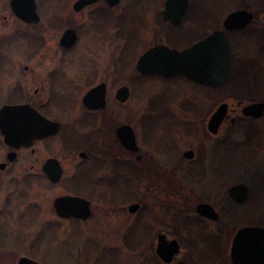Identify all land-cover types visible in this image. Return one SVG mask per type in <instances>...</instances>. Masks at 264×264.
I'll return each instance as SVG.
<instances>
[{"label": "flooded vegetation", "instance_id": "flooded-vegetation-1", "mask_svg": "<svg viewBox=\"0 0 264 264\" xmlns=\"http://www.w3.org/2000/svg\"><path fill=\"white\" fill-rule=\"evenodd\" d=\"M124 1L25 0L13 5L14 0H5L2 4L5 14L0 15V61L3 62L0 63V173L13 167L22 153L30 154L33 158L28 167L29 174L13 180L15 189L17 192L20 189L22 194L24 188L30 189L32 185L43 183L54 187L61 184L70 170L72 174L69 181L72 183L69 184V191L53 199L52 210L59 220L81 225L88 224L94 218V204L89 196L93 191L89 187H94L97 181V184L104 180L111 184L110 179H113L114 188L110 196L117 200L120 196L134 195L137 185L143 183L145 199H159L156 205L164 204L162 215H166L165 218L158 219L152 215V208L148 209L145 205L149 223L144 226L142 242L147 248L146 260L149 264H213L216 260H226L225 254L229 264H232L231 251L237 233L247 228L264 229V225L256 220L249 209V205L255 204V201L247 184H231L232 147H192L183 152L178 147H152L172 160L170 166L167 163L166 166L157 165L149 153L142 155L133 127L129 124H118L117 116L112 113L113 109L125 106L129 101L130 83L133 84L135 77H129L127 83L120 85V69L131 64L133 57L125 61L123 56L115 64H104L103 59L104 55L112 52L110 44L114 41L120 42V21H116L127 12H137L138 18L134 19L133 26L140 27V41L153 27L161 29L159 32L161 35H168L167 38L173 37L171 32H177L178 36L190 34L188 37L191 42L186 46L178 45L181 37H177L172 39L175 41L173 45L154 44L142 52L135 62L138 78H158L165 82L185 78L187 82L206 88L208 93L222 86H226L228 94L237 96L240 93L238 112L230 109L226 102L212 112L206 125L212 138L218 135L226 122L230 126L235 124L237 118L232 117V114H239L244 120L245 132L246 125L257 124L264 129V102L258 100L264 96V90L259 95L253 94L252 89L257 88L255 77L248 79L246 73H243L241 85L235 84L239 67L244 68L247 63L254 65L264 57V0L250 1L251 4L252 1L255 2L262 10L261 15L256 14L253 6L243 0V5L223 19L222 29L216 28V22L220 18L213 20L209 14L196 12V7L203 1L193 5L188 0L186 13L176 24L164 16L167 0L160 3L163 10L158 16L151 15V0H127L129 4L125 10L117 13ZM183 6L180 5V9ZM103 8L109 10L108 19L111 20H107L108 23L98 18ZM193 10V25L185 29L184 23ZM234 12L250 14L249 20L240 29L227 30L224 22ZM82 19L85 21H81ZM106 26L109 28L104 29ZM217 31L224 33L232 59L229 76L219 86L195 83L183 75L166 78L159 74L143 75L137 70L141 56L152 48L166 46L182 51ZM231 36H247L246 40L243 38V43L246 54L249 52L250 56L245 54L239 67L233 57L234 45L230 40ZM249 37H252V44L248 42ZM82 38L85 41L81 42ZM125 40L127 39H123ZM90 44H94L93 49ZM51 57H56V62L45 63L51 61ZM103 70L109 73L104 74ZM241 76L242 73L239 72V77ZM231 85L236 86L235 92L230 90ZM96 88L104 91L103 101L96 99L97 103H94L88 99L86 103L88 95ZM121 88L127 89L128 97L124 102H121L119 96ZM207 98L209 100L212 96L207 95ZM181 104L185 109L183 103ZM222 105H225L226 114L216 130L210 129L209 122ZM253 105L262 106L260 114L245 112ZM151 120L152 117L146 116L144 121L148 124ZM123 126H128L133 131L137 151L130 150L121 143L118 131ZM199 129V132H203V126ZM149 130L151 128L147 129L148 132ZM6 134L16 136L17 141H6ZM148 136L147 133V139ZM187 153L191 154V158L186 156ZM183 159L191 166L183 167ZM174 160H178V164ZM55 162L61 170L58 182L51 179V175H55L57 170ZM103 170H107L109 175L95 178L96 173ZM257 176L263 178L264 170L259 169ZM239 185L246 187V193L243 192L239 196L241 198L236 199L231 190ZM182 190L186 193L185 207L184 197L182 196L183 203L180 199L184 193ZM215 190H218L217 194ZM106 196L109 193L100 194L101 198ZM64 197L87 201L89 216L85 219L58 217L54 203ZM5 205L8 202L0 209V217L4 215ZM133 205L139 206L134 213L130 211ZM202 206H206L204 210L213 216L203 214ZM142 209L144 206L139 203H132L127 207L128 213L133 216ZM169 210L173 214L168 215ZM184 212L188 214L185 215ZM157 223L162 227L158 232L155 230ZM0 226H4L1 219ZM95 226L100 227L103 224ZM133 227L135 225H131L127 232ZM126 236L129 237L128 234ZM129 240L130 237L127 241L131 243ZM217 242L222 244L221 258L216 255ZM208 244L216 246L214 251L212 248L210 256L202 254L204 250L198 248L199 245L207 247ZM159 247L162 255L158 254ZM22 257L17 259L16 264ZM7 261L11 259L0 256V262Z\"/></svg>", "mask_w": 264, "mask_h": 264}, {"label": "rangeland", "instance_id": "rangeland-1", "mask_svg": "<svg viewBox=\"0 0 264 264\" xmlns=\"http://www.w3.org/2000/svg\"><path fill=\"white\" fill-rule=\"evenodd\" d=\"M190 1L193 2V5L203 1L196 7V12L209 14L208 16L213 20L220 18L216 22V28L220 29H222L223 19L244 3L243 0ZM250 1L245 0L246 4L253 6L252 9L256 11V14L261 15L262 10L256 6L255 2L252 1L253 5ZM4 2L5 0H0V15L5 14L2 6ZM151 2H153L150 8L151 15H161L163 7L160 3H163L164 0H151ZM128 4L129 1L125 0L117 13L125 10ZM194 10L192 17L190 16L185 21L183 28L192 27L191 20L195 17ZM137 16V12L131 11L123 14L120 20L116 21H120V27L118 26L120 42H112L110 44V48H113L112 52L104 55L103 59L104 64H115L123 56H125V61L133 57L131 64L120 69V85L127 83L129 77L134 76L135 81L133 84L130 83L131 94L128 103L112 111L117 116L118 124L131 125L141 148V154L149 153L160 166H166L165 163L170 166L172 160L164 156L163 153L156 152L152 147H178L181 152L192 149V147H219V145L232 147L231 184H247L255 201V204L249 205V209L255 215L256 220L264 225V177L257 176L259 169L264 170L262 165L264 163V129L258 127L257 124L246 125L245 132L244 120L239 114H232V117L237 118L235 124L230 126L229 122H226L218 135L212 138L206 130L207 121L212 112L224 102L234 112H238L240 93H237V96L228 94L226 86L213 89V92L208 93L206 88L187 82L185 78H179L173 82L161 81L158 78H138L135 62L142 52L154 44L169 43L173 45L175 41L172 39L177 37H181V40H178L180 43L178 45L186 46L191 42V38L188 37L190 34L178 36L177 32H171L173 37L167 38L168 35H161L159 32L161 29L153 27L152 31L140 41V27L133 26ZM108 17L109 10L101 9V14L98 16L100 21L108 23L107 20H111ZM83 20L85 21V19L81 21ZM107 28L109 27L106 26L104 29ZM243 38L246 40L247 36L230 37L234 45L233 57L237 67L246 55L250 56L249 52L246 54ZM123 39L127 40L123 41ZM83 41H85L84 38L81 39V42ZM251 41L252 37H249L248 42L251 43ZM90 45L93 49L94 44ZM251 46L253 45H249V47ZM52 62H56V57H51V61H45V63ZM0 63L3 62L0 61ZM239 72L242 73L241 78ZM107 73L109 72H104V74ZM237 73L236 86L241 85L244 79L243 73H246L248 79L255 77L257 88L252 89L253 94L259 95L264 90V57L257 60L254 65L247 63L244 68L239 67ZM236 86L231 85L230 90L235 92ZM237 89L239 90V87ZM207 95L212 98L208 100ZM258 100L264 102V96ZM181 103L185 109L180 106ZM146 116L152 117L148 124L144 121ZM201 126H203V132H199ZM148 128H151V131L148 132ZM32 158L30 154L22 153L19 161L13 167L0 173V209L5 202H8V205H5L4 215L0 217L4 225L3 228L0 226L2 228L0 229V256L11 259V261L0 262V264H16L17 259L22 256L34 259L40 264H149L146 260L147 248L142 242L144 226L149 223L145 205L148 209L152 208V215L158 219H163L166 215H162L164 204L156 205L159 199H145L143 183L137 185L134 195L120 196L117 200L110 196L114 188L113 179H110L111 184L105 180L97 184V181L94 187H89L93 191L89 195L95 209L93 220L85 225L74 224L70 221L59 220L52 210L53 199L69 191V184L72 183L69 181L72 174L70 170L63 182L54 187L40 183L32 185L30 189L24 188L22 194H20V189L18 192L15 189L13 180L29 174L28 167L32 163ZM183 160V167L191 166L189 162ZM174 161L175 164H178V160ZM107 175H109L107 170H103L96 173L95 178ZM217 192L218 190H215L216 194ZM101 193L104 195L109 193V196L101 198ZM182 196L185 207L186 193L181 194V203H183ZM132 203H139L144 206V209L134 216L130 215L127 207ZM175 203L180 204L179 202ZM169 211L168 215L173 214L171 210ZM184 214L188 213L184 212ZM149 219L151 218L149 217ZM151 220L156 221L155 218ZM102 224L103 226L100 227L95 226ZM131 225H135V227L128 233ZM97 227L99 228L97 229ZM161 228L159 223L155 225L157 232ZM127 234L131 238L129 240L131 243L127 241L129 239ZM217 245V247L215 246L216 255L221 258L222 244L217 242ZM215 247L208 244L207 247L199 245L198 248L204 250L202 254L210 256L212 248L214 251ZM224 257L226 260H216L213 264H229L226 254Z\"/></svg>", "mask_w": 264, "mask_h": 264}, {"label": "water", "instance_id": "water-1", "mask_svg": "<svg viewBox=\"0 0 264 264\" xmlns=\"http://www.w3.org/2000/svg\"><path fill=\"white\" fill-rule=\"evenodd\" d=\"M19 1L25 0H14L13 5ZM182 4L184 6L180 9ZM187 4L188 0H167L165 18L171 20L173 24L178 23L180 18L186 13ZM248 17H250V14H246V12H234L226 18L224 26L231 31L240 29L249 20ZM231 62L227 39L222 31H217L201 42L182 51L170 49L166 46L152 48L141 56L137 70L143 75L159 74L166 78L184 75L199 84L219 86L227 79L231 69ZM103 96L104 91L102 88H96L88 95L85 102L88 103V99H90L97 103L96 99L103 101ZM119 96L121 102L126 101L128 97L127 89L121 88ZM224 107L225 105H222L211 118L209 122L210 129L216 130L222 122L226 114ZM246 111L247 114L256 112L258 115V112L260 114L262 111V106L253 105L248 107ZM56 128L58 129V126ZM118 134L121 143L125 147L133 151L138 150L130 127H121ZM5 139L10 143L17 141V137L10 134H6ZM186 156L191 158L190 153H187ZM55 167H57V170L55 175H51V179L53 182H58L61 177V170L57 162H55ZM243 192L246 193V187L243 185L235 186L231 190L232 196L236 199H240L241 197L239 196ZM54 208L60 218L74 217L85 219L89 216V203L79 198H59L55 201ZM138 208V205H133L130 207V211L134 213ZM205 208L206 206H202L203 211L201 212L206 216H213L211 213L206 212ZM243 239L246 241L244 242ZM172 250L175 251L174 249ZM158 254L162 255L161 247L158 248ZM231 260L232 264H264V229L247 228L240 230L234 239ZM17 264L40 263L27 257H22Z\"/></svg>", "mask_w": 264, "mask_h": 264}]
</instances>
